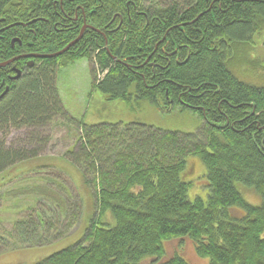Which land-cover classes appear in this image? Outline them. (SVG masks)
Returning <instances> with one entry per match:
<instances>
[{
    "label": "trees",
    "instance_id": "obj_1",
    "mask_svg": "<svg viewBox=\"0 0 264 264\" xmlns=\"http://www.w3.org/2000/svg\"><path fill=\"white\" fill-rule=\"evenodd\" d=\"M84 27L59 57L0 68V135L67 117L57 70L80 58L93 61L92 88L107 102L130 111L141 102L167 113L178 107L204 125L180 134L78 121L77 149L65 159L93 188L94 215L77 243L35 264H191L180 249L167 252L174 241L191 244L205 264H264V84L234 69L259 61L256 39L264 52V0H0V63L57 53ZM11 69L20 70L16 79ZM39 138L30 142L39 146ZM33 151L0 142V176L34 162ZM190 158L204 166L205 199L188 197ZM64 173L54 162L35 165L18 192H1L31 199L0 235V256L70 236L57 228L73 204ZM238 184L259 205L247 203Z\"/></svg>",
    "mask_w": 264,
    "mask_h": 264
},
{
    "label": "rangeland",
    "instance_id": "obj_2",
    "mask_svg": "<svg viewBox=\"0 0 264 264\" xmlns=\"http://www.w3.org/2000/svg\"><path fill=\"white\" fill-rule=\"evenodd\" d=\"M254 45L255 49L252 53L259 61L252 65L244 59V65L234 69L242 77L254 80L253 82L256 84H264V52L261 48L260 38L255 40ZM244 50H246L245 47L238 51L241 53ZM19 59L21 58L17 60ZM235 61H238L237 64L240 62L236 59ZM95 68L93 61L80 58L57 70L58 94L66 115L71 117V120L67 118L68 116H58L40 130H11L5 136L0 135V142L3 141L6 147L17 146L23 151L27 149L33 151L34 149V154L37 153L36 158L33 159L34 162L31 160L17 165L0 176V194L13 189V187L18 192L19 187L25 186L22 182L24 177H28V171H31L35 165H49L54 162L66 173H64L65 178L62 175L64 180L62 179L61 182L68 188L73 199V204L69 206V212L61 215L59 227L57 226L64 234V238L66 235H70L68 238L58 240L55 245L49 247L24 249L1 255L0 264H35L64 247L74 245L83 237L89 220L94 215L93 188H88V190L83 187L80 170L77 166L72 165V161L65 159L67 151L77 149V139L80 136L79 128H77L78 121L87 125L139 123L180 134H197L203 128L204 124L197 116L181 111L178 107L167 113L156 110L147 102H141L134 111H130L122 102H107L101 93L92 88L91 75ZM32 134L45 137L39 138L41 139L39 146L35 142H30ZM204 174L205 169L200 160L190 158L185 175L187 181L192 185L188 191L190 200H193V196L201 199L206 198V192L203 191ZM237 188L247 203L252 206L259 205L258 195L252 190L244 188L240 184L237 185ZM25 199L31 198L24 195L18 196V194L16 197L0 196V235L11 231V225L15 220L23 219L25 207L28 204ZM77 203L79 205H76ZM70 224L72 228L66 232V228ZM181 244L176 241L168 243L166 245L167 252L171 253L180 249L191 264H205L194 256L191 244L187 242Z\"/></svg>",
    "mask_w": 264,
    "mask_h": 264
},
{
    "label": "water",
    "instance_id": "obj_3",
    "mask_svg": "<svg viewBox=\"0 0 264 264\" xmlns=\"http://www.w3.org/2000/svg\"><path fill=\"white\" fill-rule=\"evenodd\" d=\"M86 27H84L81 32H80V35L74 40L72 41L71 43H69L64 49H62L61 51L57 52V53H54V54H51V55H28V56H21V57H18V58H56V57H59L61 56L63 53H65L70 47H72L73 45H75L82 37L83 35V32L85 30ZM13 41H16V40H13ZM18 58H15V59H12L10 61H7L5 63H1L0 64V68L2 67H6L8 65H10L11 63H13L14 61H16ZM18 74V73H17Z\"/></svg>",
    "mask_w": 264,
    "mask_h": 264
},
{
    "label": "flooded vegetation",
    "instance_id": "obj_4",
    "mask_svg": "<svg viewBox=\"0 0 264 264\" xmlns=\"http://www.w3.org/2000/svg\"><path fill=\"white\" fill-rule=\"evenodd\" d=\"M28 55H36V54H21V55L15 57V58H18V57H21V56H28ZM24 60H26V67H32L33 66L34 62L32 61L33 60L32 57L31 58H24ZM11 65H12V63L10 65H8V67L11 66ZM16 71H17V69H14V70L11 69L10 73H12V74L9 75V78H11V80H13V78L16 79L18 77V75L20 74V70H18L19 71V74L18 75H17ZM2 85H3V83H2ZM6 90H7V88H4V91L2 93L6 92Z\"/></svg>",
    "mask_w": 264,
    "mask_h": 264
}]
</instances>
